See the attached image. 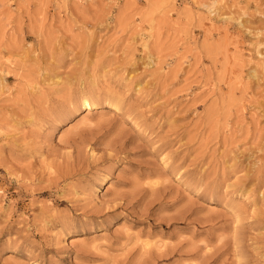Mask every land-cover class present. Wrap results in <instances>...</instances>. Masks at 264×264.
I'll list each match as a JSON object with an SVG mask.
<instances>
[{"label":"rangeland","instance_id":"obj_1","mask_svg":"<svg viewBox=\"0 0 264 264\" xmlns=\"http://www.w3.org/2000/svg\"><path fill=\"white\" fill-rule=\"evenodd\" d=\"M0 264H264V0H0Z\"/></svg>","mask_w":264,"mask_h":264},{"label":"bare ground","instance_id":"obj_2","mask_svg":"<svg viewBox=\"0 0 264 264\" xmlns=\"http://www.w3.org/2000/svg\"><path fill=\"white\" fill-rule=\"evenodd\" d=\"M112 100H114V99H112ZM95 101H94V99L91 97V96H89V95H83V97H82V99H81V101H80V106H81V108L83 109V110H85V111H88V110H90L92 107H94L95 106ZM113 104V103H112ZM113 106V108L115 109V110H118V106L117 105H112ZM103 180V179H102ZM101 182V181H100ZM185 195V194H184Z\"/></svg>","mask_w":264,"mask_h":264}]
</instances>
